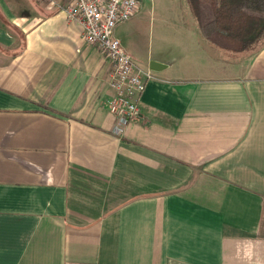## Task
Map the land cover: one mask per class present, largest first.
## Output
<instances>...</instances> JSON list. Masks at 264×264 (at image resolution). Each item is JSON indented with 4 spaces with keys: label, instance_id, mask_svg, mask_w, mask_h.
<instances>
[{
    "label": "crops",
    "instance_id": "1",
    "mask_svg": "<svg viewBox=\"0 0 264 264\" xmlns=\"http://www.w3.org/2000/svg\"><path fill=\"white\" fill-rule=\"evenodd\" d=\"M64 3L0 0V264H264V44L147 55L165 68L118 139Z\"/></svg>",
    "mask_w": 264,
    "mask_h": 264
},
{
    "label": "built area",
    "instance_id": "2",
    "mask_svg": "<svg viewBox=\"0 0 264 264\" xmlns=\"http://www.w3.org/2000/svg\"><path fill=\"white\" fill-rule=\"evenodd\" d=\"M140 0H65L61 7L67 19L77 23L82 39L97 47L110 64L107 85L111 91L106 102L114 118L111 134L124 136L128 126L140 117V98L153 72L133 62L115 37L118 25L128 22L137 12ZM52 6H55L51 2Z\"/></svg>",
    "mask_w": 264,
    "mask_h": 264
},
{
    "label": "rangeland",
    "instance_id": "3",
    "mask_svg": "<svg viewBox=\"0 0 264 264\" xmlns=\"http://www.w3.org/2000/svg\"><path fill=\"white\" fill-rule=\"evenodd\" d=\"M136 14L135 20L118 25L115 35L137 65H142L150 54L153 58L163 54L172 59L179 54L199 59L197 21L188 8L187 0H140L133 17ZM256 52L257 48L234 55L212 47V60L217 58L216 68L221 69L234 60L250 59Z\"/></svg>",
    "mask_w": 264,
    "mask_h": 264
},
{
    "label": "trees",
    "instance_id": "4",
    "mask_svg": "<svg viewBox=\"0 0 264 264\" xmlns=\"http://www.w3.org/2000/svg\"><path fill=\"white\" fill-rule=\"evenodd\" d=\"M201 38L234 55L264 44V0H187Z\"/></svg>",
    "mask_w": 264,
    "mask_h": 264
},
{
    "label": "water",
    "instance_id": "5",
    "mask_svg": "<svg viewBox=\"0 0 264 264\" xmlns=\"http://www.w3.org/2000/svg\"><path fill=\"white\" fill-rule=\"evenodd\" d=\"M148 67L151 71H154V72H159L165 68L164 65H161V64L156 63V62H150Z\"/></svg>",
    "mask_w": 264,
    "mask_h": 264
}]
</instances>
